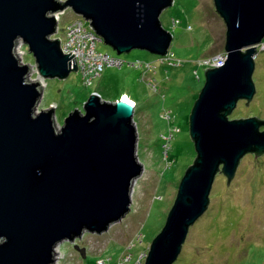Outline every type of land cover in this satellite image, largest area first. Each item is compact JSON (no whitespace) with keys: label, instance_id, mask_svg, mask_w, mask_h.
I'll return each instance as SVG.
<instances>
[{"label":"water","instance_id":"water-1","mask_svg":"<svg viewBox=\"0 0 264 264\" xmlns=\"http://www.w3.org/2000/svg\"><path fill=\"white\" fill-rule=\"evenodd\" d=\"M225 23L224 61L206 67L189 113L196 155L185 169L164 224L143 264H172L189 227L206 211L216 173L233 178L247 153H264V118H229L255 93L257 45L264 38V0H213ZM172 0H0V264H50L54 246L84 231L101 233L129 210L136 154L134 104L93 91L58 128L54 108L38 110L40 81L15 52L18 39L43 77L77 71L63 53L54 12L81 15L116 53L144 49L165 55L172 34L160 14ZM131 102V103H130Z\"/></svg>","mask_w":264,"mask_h":264},{"label":"rangeland","instance_id":"rangeland-1","mask_svg":"<svg viewBox=\"0 0 264 264\" xmlns=\"http://www.w3.org/2000/svg\"><path fill=\"white\" fill-rule=\"evenodd\" d=\"M76 18L84 20L66 7L57 21V35L64 37L62 29ZM159 18L172 34L165 55L137 48L118 54L97 41V51L123 63L105 66L89 84L83 82L79 70L65 78H43L27 45L21 39L16 42L17 57L29 65V76L40 81L37 108L53 105L58 128L70 111L82 109L93 91L109 101L126 94L136 104V154L142 170L132 181L129 210L105 231H84L75 239L85 248V257L69 240L57 242L50 264H143L178 183L196 155L189 135V113L205 79L207 66L201 63L224 55L226 26L213 0H172ZM254 62L255 93L247 104L239 99L229 118H264V38L257 45ZM172 264H264V153L245 154L228 184L222 172L216 173L207 209L189 227Z\"/></svg>","mask_w":264,"mask_h":264},{"label":"built area","instance_id":"built-area-1","mask_svg":"<svg viewBox=\"0 0 264 264\" xmlns=\"http://www.w3.org/2000/svg\"><path fill=\"white\" fill-rule=\"evenodd\" d=\"M63 11L64 9L53 13L57 21ZM62 30L64 32V37L57 35V32L59 31L57 27L55 34L51 37L59 38L60 47L63 53L70 52L68 54L69 56L73 53L69 60L75 57L77 70L81 71L83 82L85 84H89L92 78L99 75L105 66H119L123 63V60L117 57H112L107 53L96 50V42L100 41V39L90 27L89 23L87 22L86 24L85 20L82 18H76ZM224 59V55H218L205 60L201 64H204L207 67H214L221 64ZM132 64L139 65L140 62L134 61ZM124 96L125 94H122L120 97ZM130 101L135 106L134 100L130 99ZM51 107H53V105Z\"/></svg>","mask_w":264,"mask_h":264},{"label":"bare ground","instance_id":"bare-ground-1","mask_svg":"<svg viewBox=\"0 0 264 264\" xmlns=\"http://www.w3.org/2000/svg\"><path fill=\"white\" fill-rule=\"evenodd\" d=\"M123 98H124L125 100H127V101H130V99H129L130 97H129L128 95H126V94H125V96H124ZM130 103H131V102H130Z\"/></svg>","mask_w":264,"mask_h":264},{"label":"trees","instance_id":"trees-1","mask_svg":"<svg viewBox=\"0 0 264 264\" xmlns=\"http://www.w3.org/2000/svg\"><path fill=\"white\" fill-rule=\"evenodd\" d=\"M121 95H122V93H121L116 99H119ZM135 105H136V104H135Z\"/></svg>","mask_w":264,"mask_h":264},{"label":"clouds","instance_id":"clouds-1","mask_svg":"<svg viewBox=\"0 0 264 264\" xmlns=\"http://www.w3.org/2000/svg\"><path fill=\"white\" fill-rule=\"evenodd\" d=\"M131 99V98H130ZM133 100V99H132ZM51 107V106H50ZM135 107V106H134Z\"/></svg>","mask_w":264,"mask_h":264}]
</instances>
